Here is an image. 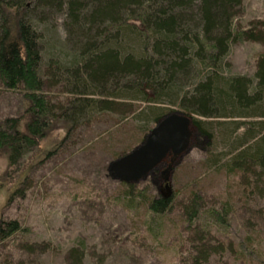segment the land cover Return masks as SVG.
Masks as SVG:
<instances>
[{
    "label": "rangeland",
    "instance_id": "374dc122",
    "mask_svg": "<svg viewBox=\"0 0 264 264\" xmlns=\"http://www.w3.org/2000/svg\"><path fill=\"white\" fill-rule=\"evenodd\" d=\"M241 1L236 20L239 30L264 22V0ZM197 10L187 12L197 19L189 23L192 28L200 22ZM30 16L41 35L40 75L45 93L58 111L65 110L74 98L63 80L54 79L56 68L50 64L57 61L63 73L66 69L83 72L86 61L81 53L87 40L71 29L66 9L60 14L32 9ZM263 55L264 44H233L224 76L246 78L256 86ZM196 83L179 82L175 88L178 100ZM21 101L20 92L0 85V119L17 117ZM113 104L110 110L87 114L68 140L63 141L66 132L56 130L37 152L26 156L20 173L23 178L27 173L28 180L10 204L16 189L5 177L7 162L0 154V220L18 221L25 230L23 235L0 243V264H264V198L245 186L242 174L228 173L230 157L217 161L245 131L225 141L222 131L210 137L190 124V140L181 155H167L158 169L126 184L111 178L110 165L143 145L161 119L186 112L179 104L152 105L156 113H162L154 120L150 118L151 105L140 100L118 99ZM247 120L264 121L259 115ZM211 121L206 122L224 120ZM58 147L54 155L46 157ZM169 167L166 190L162 174ZM161 195L172 196L173 207L162 217H152L150 204ZM194 197L199 198L201 207L188 231L185 208ZM211 213L217 218L222 214L226 223L221 225ZM195 235L204 238L198 246L206 254L198 263L192 246Z\"/></svg>",
    "mask_w": 264,
    "mask_h": 264
},
{
    "label": "trees",
    "instance_id": "16d2710c",
    "mask_svg": "<svg viewBox=\"0 0 264 264\" xmlns=\"http://www.w3.org/2000/svg\"><path fill=\"white\" fill-rule=\"evenodd\" d=\"M241 6V0H0V85L22 96L20 114L0 119L5 177L16 189L9 204L28 180L27 173L24 178L20 173L26 156L37 152L56 130L66 132L63 141L68 140L87 114L110 110L118 99L151 105L150 118L154 120L162 113H156L152 105L179 104L202 134L214 137V132L222 131L225 141L245 131L217 161L230 157L228 173L242 174L245 186L264 198V121L247 120L256 115L264 119V55L258 62L256 86L246 78L224 76L233 44H264V22L247 30L238 29ZM38 8L55 14L66 9L71 29L87 40L81 53L86 61L83 72L66 69L63 73L57 61L50 64V68H56L54 79L63 80L74 98L71 107L62 111L45 93L40 75L41 35L30 16V11ZM195 8L200 22L192 28L189 23L197 19H191L187 12ZM191 81L198 83L178 100V83ZM210 120L224 121L206 122ZM59 147L46 157L54 155ZM128 193L130 199L132 191ZM173 203L172 196L155 198L150 204L152 217L164 216ZM200 207L199 198L194 197L185 208L188 231L198 219ZM211 217L221 225L226 223L222 214L217 218L211 213ZM24 233L18 221L0 220V243ZM192 239L198 253L194 261L198 263L206 256L198 246L204 238L195 235Z\"/></svg>",
    "mask_w": 264,
    "mask_h": 264
},
{
    "label": "water",
    "instance_id": "95a60500",
    "mask_svg": "<svg viewBox=\"0 0 264 264\" xmlns=\"http://www.w3.org/2000/svg\"><path fill=\"white\" fill-rule=\"evenodd\" d=\"M190 124H193L192 117L180 112L161 119L143 145L110 165L111 178L126 184L136 183L158 169L169 153L174 156L181 155L190 138ZM162 177L165 182L170 179V167L163 172ZM165 189H168L167 182Z\"/></svg>",
    "mask_w": 264,
    "mask_h": 264
},
{
    "label": "flooded vegetation",
    "instance_id": "af4514ba",
    "mask_svg": "<svg viewBox=\"0 0 264 264\" xmlns=\"http://www.w3.org/2000/svg\"><path fill=\"white\" fill-rule=\"evenodd\" d=\"M189 140H190V138H189ZM171 154H173V153H169L168 155H171ZM165 188V187H164Z\"/></svg>",
    "mask_w": 264,
    "mask_h": 264
}]
</instances>
